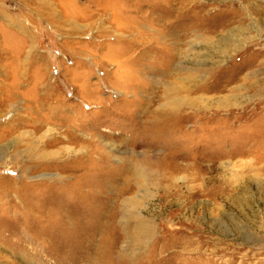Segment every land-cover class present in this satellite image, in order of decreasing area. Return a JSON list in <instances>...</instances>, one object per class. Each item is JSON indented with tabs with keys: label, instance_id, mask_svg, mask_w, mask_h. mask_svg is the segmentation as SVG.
Returning a JSON list of instances; mask_svg holds the SVG:
<instances>
[{
	"label": "rangeland",
	"instance_id": "obj_1",
	"mask_svg": "<svg viewBox=\"0 0 264 264\" xmlns=\"http://www.w3.org/2000/svg\"><path fill=\"white\" fill-rule=\"evenodd\" d=\"M0 264H264V0H0Z\"/></svg>",
	"mask_w": 264,
	"mask_h": 264
},
{
	"label": "bare ground",
	"instance_id": "obj_2",
	"mask_svg": "<svg viewBox=\"0 0 264 264\" xmlns=\"http://www.w3.org/2000/svg\"><path fill=\"white\" fill-rule=\"evenodd\" d=\"M192 1V0H191ZM173 106V105H172ZM137 178V176L135 177V175H134V179H136ZM124 214H125V216H129V214H128V211L126 210V211H124ZM124 216V217H125ZM126 218H128V217H126ZM134 222H133V228H134V231H133V233L136 235V236H139V235H143L144 237L149 233V225L147 224V223H144L143 221H138L137 220V217H134V220H133ZM132 228V229H133ZM133 234V235H134ZM135 235H134V237H135ZM130 237V236H129ZM136 244V243H135Z\"/></svg>",
	"mask_w": 264,
	"mask_h": 264
},
{
	"label": "crops",
	"instance_id": "obj_3",
	"mask_svg": "<svg viewBox=\"0 0 264 264\" xmlns=\"http://www.w3.org/2000/svg\"><path fill=\"white\" fill-rule=\"evenodd\" d=\"M108 8V7H107ZM48 14V13H47ZM73 54V53H72ZM74 54H75V52H74ZM77 59V58H76ZM75 58H74V62H73V64H75V66H77V60H76ZM72 66V65H71ZM74 66V65H73ZM74 66V67H75ZM64 68L63 70H66V74L67 75H70V74H73L72 73V71H75V68ZM43 68L44 69H47V65L45 64L44 66H43ZM78 70V69H77ZM79 72V71H78ZM39 86V92H40V94L41 95H43V96H47L48 95V93H49V91H53V90H55L54 88H50L49 87V85H47V83L45 82V84L43 85V84H40V85H38ZM54 92V91H53ZM38 106H40V105H38ZM169 113H171V112H169ZM153 125H156V124H152V126Z\"/></svg>",
	"mask_w": 264,
	"mask_h": 264
}]
</instances>
